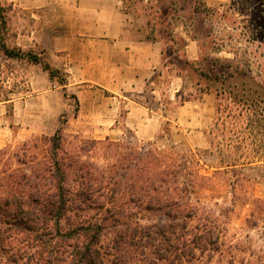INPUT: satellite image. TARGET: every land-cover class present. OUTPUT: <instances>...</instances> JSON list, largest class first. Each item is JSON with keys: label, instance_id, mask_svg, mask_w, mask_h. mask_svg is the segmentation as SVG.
<instances>
[{"label": "rangeland", "instance_id": "rangeland-1", "mask_svg": "<svg viewBox=\"0 0 264 264\" xmlns=\"http://www.w3.org/2000/svg\"><path fill=\"white\" fill-rule=\"evenodd\" d=\"M198 1L202 19L189 24L185 31L202 42L199 59L187 64L189 79L176 104L165 102L160 109L151 103L153 122L138 126L126 123L130 106L125 96L114 99L115 110L110 116L104 100L108 93L89 82L72 84L69 76L68 84L62 86L40 66L30 70L26 60L10 59L0 49V100L11 98L17 90L36 89L43 91L47 104L44 112L31 120L16 115L11 103L0 108V116L14 125L15 134L0 148V196L24 194L37 200V193H41V202L46 205L47 200H56L60 183V176L54 177L57 160L67 177L66 198L83 190L82 176L93 185L98 198L96 205L84 206L72 197L60 209V218L32 202L37 211L33 216L48 223L59 252L44 247L42 242L49 243V236L33 234L28 239L14 232L10 244L0 243V264H87L76 254L83 252L86 244L99 252L100 262L93 264H229L226 248L231 242L240 248L234 251L236 264L244 259L257 264L264 257V0H216V5L209 7ZM0 4L7 18L6 30L0 22V34L7 45L24 52L46 51L45 58L56 67L45 46L32 43L45 40L32 14L6 0ZM183 21L176 19L177 43L183 41L179 34L184 31ZM171 61L186 67L184 60ZM201 73L210 74L212 80H204ZM244 91L250 95L256 92L258 97H250L246 105L255 102L262 110L260 114L239 116ZM184 101H188L187 108L179 110ZM65 121L61 149L54 154L51 138ZM27 123L34 131L26 135L20 129ZM107 138L137 150L154 143L161 150L176 145L178 151L203 152L199 156L203 179L195 181L191 202L217 221L228 244L215 252L212 261L210 250L204 258L197 252V260L184 255L178 247V235H173L172 220L141 208L138 175L143 152H106L95 144ZM128 225L132 227L129 232ZM59 230L64 235L77 233L57 237ZM62 239L67 240L65 245Z\"/></svg>", "mask_w": 264, "mask_h": 264}, {"label": "crops", "instance_id": "crops-1", "mask_svg": "<svg viewBox=\"0 0 264 264\" xmlns=\"http://www.w3.org/2000/svg\"><path fill=\"white\" fill-rule=\"evenodd\" d=\"M6 1L32 14L42 36L48 39L32 43L45 46L54 65L66 71L72 84L89 82L108 93L104 100L110 116L115 110L114 99L125 96L130 106L127 125L153 122L155 109L151 103L160 109L165 102L176 104L189 79L188 66L180 68L171 59L189 63L199 59L202 42L185 31L189 24L202 19L198 0ZM203 1L207 7L216 5V0ZM179 17L184 19V31L179 32L181 43L175 42ZM28 65L30 70L38 67ZM10 97L0 100V108L11 103L16 115L23 114L30 120L39 117L47 105L42 90H17ZM187 103L184 101L178 109L184 111ZM28 124L20 129L26 135L34 131ZM13 130L14 125L1 115L0 148L13 138Z\"/></svg>", "mask_w": 264, "mask_h": 264}, {"label": "trees", "instance_id": "trees-1", "mask_svg": "<svg viewBox=\"0 0 264 264\" xmlns=\"http://www.w3.org/2000/svg\"><path fill=\"white\" fill-rule=\"evenodd\" d=\"M197 9L200 10L199 7H197ZM4 13L5 8L0 4V22L1 27L3 28L2 30L7 29V18ZM0 49L10 59L26 60L30 64L40 66L44 72L48 73L52 80H56L62 86L68 84V74L64 69L54 67L52 63L45 58L46 51L37 54L32 50L24 52L20 48L11 49L4 41L1 34ZM185 64L192 65V63L189 62H185ZM190 70L193 69L190 67ZM200 75L204 80H212V76L208 73H201ZM255 94L256 92L250 95L249 92L245 91L241 94L242 96H240L241 99L239 100L240 106L238 107L240 110V117L243 115L247 116L248 113H261L260 111L262 110L258 106H255L257 105L255 102L248 106L246 105L250 97H253L254 99L255 97H258L255 96ZM251 105L258 108H253ZM65 124L66 121L62 122L60 128L51 138L53 151H55L54 154L61 149ZM252 142L253 141H251V143ZM95 144L101 148L103 147L106 152H143L139 158L142 168L138 175L139 181L142 183L140 187V191H142L141 198L143 200L141 208L144 206V211L155 214L162 213L172 220L170 226L173 230V235H178L176 237L177 240L180 241L178 247L182 248L184 255L191 257L192 260H197V252L201 253L200 258H204L205 253L210 250L212 254L209 256L210 261H212L215 252H219L223 246L228 245L222 238V231L220 230L221 228L218 226L217 221L210 220V215L204 213L201 207L194 205L191 202L190 196L195 181L197 179H203V176L199 173V167L202 166L201 158L199 156L203 154L202 151H178V146L176 145L171 146L170 150H161L154 147V143H148V145H144L137 150L133 147L127 148L126 146L120 145L121 143L113 142L110 138H107L106 141L96 142ZM180 152H190V154L187 155ZM55 168L57 174H55L54 177L60 176V183L56 186L57 191L55 196L57 199L50 201L47 200L48 205L41 202V199L43 198L41 196L43 194L41 193H37V200H35V198L30 199L31 196H26L24 194H10L8 197L0 196V243L4 245L10 244L9 238L14 232L19 233V235H25L28 239L33 234L36 237L39 235V238H41L42 235L44 237L49 236V243L42 242V240L41 242L44 247H50L51 251L55 253L57 249H60V247L57 248L58 242L54 241V235L50 232V229L47 226L48 223H44L39 217L33 216L37 211L34 210L31 203L34 202L40 207L43 206L47 213L50 214L51 212L50 215L57 218H60V209L65 208L66 204L73 200L72 197H74V200L81 205L88 206V203L96 205L98 198L95 197L93 185L86 181L83 176V190L78 191L77 193H72V196H67L66 198L64 192L66 188L64 184L67 178L66 174L63 172L64 170L61 165L59 166L57 160H55ZM115 199L116 196H113L111 200L112 203H115ZM193 221H196L197 223L191 225ZM130 230H132V227L128 225V232ZM46 232L49 234H45ZM57 233V237L64 235V233L60 234V230ZM72 233L77 232H67L64 236H72ZM62 241L65 245L67 240L62 239ZM232 243L233 242L230 244L232 246L226 248V252L230 256L229 264H236L237 259L235 257L237 255L234 251H238L240 248L238 247L239 245ZM63 247L64 246L61 245L62 249H64ZM83 249V252L80 250L76 253L77 256H80L81 262H83V260L87 264H93L96 261L100 262V259L98 258L99 252L97 249H93L91 244H86ZM41 252L45 251L42 250ZM93 257H95V260H92ZM239 264L248 263L244 259L240 261ZM257 264H264L263 256L259 258Z\"/></svg>", "mask_w": 264, "mask_h": 264}]
</instances>
